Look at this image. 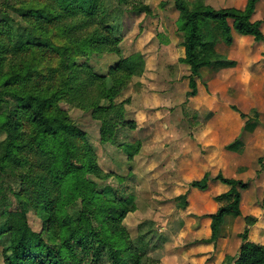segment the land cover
I'll use <instances>...</instances> for the list:
<instances>
[{"label":"trees","instance_id":"1","mask_svg":"<svg viewBox=\"0 0 264 264\" xmlns=\"http://www.w3.org/2000/svg\"><path fill=\"white\" fill-rule=\"evenodd\" d=\"M173 1L185 51L180 62L193 81L203 70L225 64L215 51L219 29L227 43L233 32L264 41L262 23L252 20L259 0H248L244 9L220 10L205 0ZM151 10L138 0H0L5 264H159L150 258V242L143 236L133 240L123 225L134 211L128 181L108 184L114 173L99 167L88 134L62 108L67 104L89 113L100 125L101 143L124 147L128 159L135 158L140 145L128 142L132 125L117 99L143 71V61L139 55L124 56L122 29L126 16ZM107 56L112 63L100 73L92 61ZM219 179L231 189L216 198L219 208L209 215L211 243L226 218L241 216L240 189L246 187ZM192 187L206 190L207 177ZM28 207L42 221L40 233L30 226ZM230 261L227 257L223 264ZM234 264H264V247L244 243Z\"/></svg>","mask_w":264,"mask_h":264},{"label":"rangeland","instance_id":"2","mask_svg":"<svg viewBox=\"0 0 264 264\" xmlns=\"http://www.w3.org/2000/svg\"><path fill=\"white\" fill-rule=\"evenodd\" d=\"M138 1L152 12L125 17L121 47L124 56L142 58L143 71L117 99L132 125L128 142L140 145L135 158L129 160L124 147L118 151L101 143L100 125L89 113L62 108L88 134L99 167L114 173L108 184L128 181L134 211L123 225L133 240L143 236L150 242V258L159 264H223L229 257L234 264L244 243L264 247V41L233 32L227 43L219 29L215 51L225 64L203 70L193 81L180 62L185 51L174 1ZM205 3L217 10L244 9L248 0ZM252 20L262 23L264 36V0L257 2ZM92 63L105 73L112 57ZM5 137L0 132V144ZM205 177L206 190L192 187ZM219 177L246 187L240 189L241 216L229 219L211 243L209 215L219 208L216 198L231 189ZM27 213L40 233L41 219L30 207ZM0 264H5L1 243Z\"/></svg>","mask_w":264,"mask_h":264},{"label":"crops","instance_id":"3","mask_svg":"<svg viewBox=\"0 0 264 264\" xmlns=\"http://www.w3.org/2000/svg\"><path fill=\"white\" fill-rule=\"evenodd\" d=\"M229 219H231V220H232L233 218H229V217H228V218H226L224 226L226 225V222H227V221H229ZM236 219H237V218H236ZM236 219H233V220H236ZM225 237H226V236H225Z\"/></svg>","mask_w":264,"mask_h":264}]
</instances>
